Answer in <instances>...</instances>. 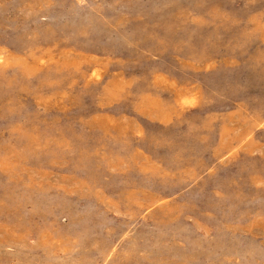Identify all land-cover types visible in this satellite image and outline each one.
Returning <instances> with one entry per match:
<instances>
[{
	"label": "rangeland",
	"instance_id": "rangeland-1",
	"mask_svg": "<svg viewBox=\"0 0 264 264\" xmlns=\"http://www.w3.org/2000/svg\"><path fill=\"white\" fill-rule=\"evenodd\" d=\"M0 264H264V0H0Z\"/></svg>",
	"mask_w": 264,
	"mask_h": 264
},
{
	"label": "bare ground",
	"instance_id": "bare-ground-1",
	"mask_svg": "<svg viewBox=\"0 0 264 264\" xmlns=\"http://www.w3.org/2000/svg\"><path fill=\"white\" fill-rule=\"evenodd\" d=\"M262 124V123H261Z\"/></svg>",
	"mask_w": 264,
	"mask_h": 264
}]
</instances>
